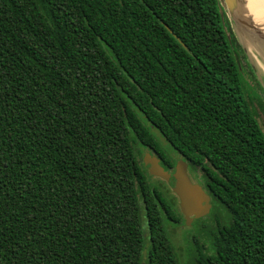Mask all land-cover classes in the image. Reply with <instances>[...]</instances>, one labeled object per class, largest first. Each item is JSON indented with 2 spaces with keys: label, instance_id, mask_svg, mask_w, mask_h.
Returning a JSON list of instances; mask_svg holds the SVG:
<instances>
[{
  "label": "trees",
  "instance_id": "obj_1",
  "mask_svg": "<svg viewBox=\"0 0 264 264\" xmlns=\"http://www.w3.org/2000/svg\"><path fill=\"white\" fill-rule=\"evenodd\" d=\"M242 33L218 0H0V264H183L141 149L223 209L186 264H264Z\"/></svg>",
  "mask_w": 264,
  "mask_h": 264
},
{
  "label": "rangeland",
  "instance_id": "obj_2",
  "mask_svg": "<svg viewBox=\"0 0 264 264\" xmlns=\"http://www.w3.org/2000/svg\"><path fill=\"white\" fill-rule=\"evenodd\" d=\"M241 1L243 3L244 8L248 12V20L252 23V12H253L254 4L256 1L255 0H241ZM250 2H253V3L249 4ZM224 15L229 22L232 20L234 21V19L231 17L228 11H225ZM235 19L237 20V22H239L238 15L237 17H235ZM244 27H246V29L250 32L253 31L249 25H244ZM245 56H246V59L248 60L246 54ZM245 65L246 64H244V61H242L241 62V75H242L243 90L251 104L253 112L256 115L260 128L264 133V81H261V78L259 77L258 72L255 71V69L252 67V64H250L252 74L250 73V70ZM263 74H264V71H263ZM162 143L163 145H165L164 141ZM139 151L141 152V156H143L144 151L142 149ZM171 151L174 154H176L173 150ZM174 154H171V155L176 159V156H174ZM190 176H191L190 179L194 184L199 185L201 183L200 180H198L199 175L197 173L190 172ZM163 186H164V190L168 191L169 195L172 196L173 195L172 190H171L172 183H167V184H164ZM212 209L213 208L211 207V210L209 213L210 216H213L215 212L219 214L221 217L224 214L221 206H219L218 209H214V210ZM205 217L194 220L190 226H187L184 223L183 227H179V226L178 227H171V226L167 227V230L170 234L171 241L173 245L175 246L177 255L181 263L183 264H186L190 260V250L188 248V245L190 248L192 247V245H190V243L187 244V241L188 240L191 241V239H196L198 243H201L200 233H202L204 224L208 226L210 222V218L207 216V218L204 220ZM203 221H204V224H203Z\"/></svg>",
  "mask_w": 264,
  "mask_h": 264
},
{
  "label": "water",
  "instance_id": "obj_3",
  "mask_svg": "<svg viewBox=\"0 0 264 264\" xmlns=\"http://www.w3.org/2000/svg\"><path fill=\"white\" fill-rule=\"evenodd\" d=\"M221 12L224 13L228 11L234 21L229 23L234 27H238L243 33H248L246 27H244L240 22H237L235 17H237L238 0H218ZM244 28V29H243ZM249 34V33H248ZM252 35L255 39L264 43V40L257 36L254 31ZM245 48V46H244ZM245 53L248 56L247 50L245 48ZM252 67L255 69L254 65ZM252 68V69H253ZM256 71V69H255ZM260 77V76H259ZM261 78V77H260ZM261 81H264L261 79ZM145 168L148 170L149 174L154 177L162 178L166 181H171L172 192L179 200L180 212L184 218V223L190 226L191 223L199 218H203L210 213L211 203L210 197L205 193L202 187L198 184H194L189 175L187 164L179 159L175 165V170L172 175L165 172L154 158H147L144 160Z\"/></svg>",
  "mask_w": 264,
  "mask_h": 264
},
{
  "label": "bare ground",
  "instance_id": "obj_4",
  "mask_svg": "<svg viewBox=\"0 0 264 264\" xmlns=\"http://www.w3.org/2000/svg\"><path fill=\"white\" fill-rule=\"evenodd\" d=\"M238 1L237 14L239 16V22L243 26L249 25L255 34L264 40V0H255L256 2L252 12V23L248 20V12L244 8L242 1ZM248 33H242V35H240L241 41L256 71L261 79L264 80V43L250 35L252 32L248 31Z\"/></svg>",
  "mask_w": 264,
  "mask_h": 264
},
{
  "label": "flooded vegetation",
  "instance_id": "obj_5",
  "mask_svg": "<svg viewBox=\"0 0 264 264\" xmlns=\"http://www.w3.org/2000/svg\"><path fill=\"white\" fill-rule=\"evenodd\" d=\"M143 151H144V155L143 156H140L139 157V160H140V162H141V164L143 165V167H144V169L146 170V172H147V174H148V176L150 177V180H152V181H154V183L155 184H157V185H159L160 186V188H162V190H163V192H165V195H167L168 197H169V199L172 201V203H173V206H174V208L175 209H177L178 211H179V213L181 214V212H180V208H179V200L177 199V197L173 194V196H175L176 197V201H174L173 200V197L171 196V195H169V193H168V191H166V190H164V184H167V183H170L171 181L169 180V181H166V180H163L162 178H158V177H154V176H151L150 174H149V172H148V170L145 168V165H144V160L145 159H147V158H154L157 162H158V165L165 171V172H168L170 175H172L173 173H174V170H175V165H176V163H177V161L179 160V159H181L180 157H178V156H176V159L171 155V154H173V153H168V152H166V155H164V156H161L158 152H156V151H154V150H146V149H143ZM172 157V158H174L175 159V165H174V167L173 168H168V166H167V164H166V162H165V159H167L168 157ZM179 159H178V158ZM187 169H188V175H189V177L191 178V176H190V170H189V167L187 166ZM203 181L201 180V187H202V189L205 191V193H207L206 192V184H205V182L204 183H202ZM173 193V192H172ZM163 197V196H162ZM210 203H211V201H210ZM211 207H212V204H211ZM182 215V214H181ZM207 216H209V214L207 215ZM206 216V217H207ZM205 217V218H206ZM184 219V218H183ZM215 227L216 228H218L219 227V224L221 223V221H216V219H215ZM172 227V226H171ZM179 227H183V224L182 225H180ZM201 247H203V248H205L204 247V244H202L201 245Z\"/></svg>",
  "mask_w": 264,
  "mask_h": 264
}]
</instances>
